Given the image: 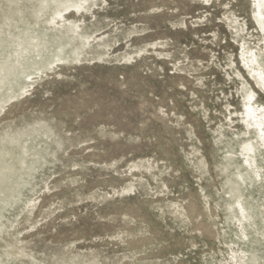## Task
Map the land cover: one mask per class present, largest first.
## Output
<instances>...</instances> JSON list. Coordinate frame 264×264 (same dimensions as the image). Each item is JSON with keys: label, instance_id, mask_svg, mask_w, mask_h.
<instances>
[{"label": "rangeland", "instance_id": "obj_1", "mask_svg": "<svg viewBox=\"0 0 264 264\" xmlns=\"http://www.w3.org/2000/svg\"><path fill=\"white\" fill-rule=\"evenodd\" d=\"M223 1L108 0L84 15L108 54L31 70L34 84L0 110L1 137L23 134L34 162L22 194L0 203V264H220L237 248L219 132L240 106L229 69L240 38L219 23ZM231 1L252 27L249 0ZM11 9L0 0V22Z\"/></svg>", "mask_w": 264, "mask_h": 264}, {"label": "bare ground", "instance_id": "obj_2", "mask_svg": "<svg viewBox=\"0 0 264 264\" xmlns=\"http://www.w3.org/2000/svg\"><path fill=\"white\" fill-rule=\"evenodd\" d=\"M106 1L10 0V14H4L0 22V110L23 94L22 90L26 92L37 78L34 74L44 72L50 65L81 61L91 49L101 50L102 55L108 54L111 44L101 37L91 40L84 19L85 13ZM249 2L252 27L232 10L231 0L221 2L227 11L225 19L219 20L240 38L237 61L233 60L229 69L235 73L234 80L239 82L241 98L239 108H234L231 103L226 106L228 133L224 127L219 132L228 146L225 167L232 175L227 181L226 193L229 195L224 200L227 223L233 227L236 237L231 243L237 247L228 245V256L221 259L220 264H264V257L258 253V246L264 244V199L260 201L255 195L258 191L264 196V101L256 99L259 91L264 94V0ZM212 4L213 0H204V5ZM25 9L30 10L26 13ZM180 28L189 30V25L183 21ZM255 33L260 38L252 44ZM152 45L155 49H164L167 43ZM213 52L210 51L211 58L215 56ZM155 54L159 59L172 56L161 51H155ZM240 64L247 68L252 80ZM27 141L23 134L3 138L0 135V203L6 206L14 203L28 183L25 174L34 162H28ZM13 145L18 146V153L14 152ZM200 164L205 165L203 161ZM176 212L186 216L179 206ZM227 234L224 231V236Z\"/></svg>", "mask_w": 264, "mask_h": 264}]
</instances>
